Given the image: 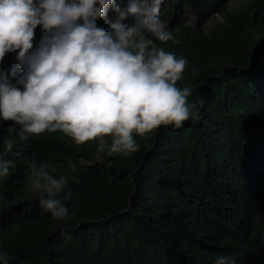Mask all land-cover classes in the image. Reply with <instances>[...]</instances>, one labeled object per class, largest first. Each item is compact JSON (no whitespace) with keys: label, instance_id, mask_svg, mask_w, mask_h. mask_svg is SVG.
Here are the masks:
<instances>
[{"label":"trees","instance_id":"1","mask_svg":"<svg viewBox=\"0 0 264 264\" xmlns=\"http://www.w3.org/2000/svg\"><path fill=\"white\" fill-rule=\"evenodd\" d=\"M230 1L162 0L160 17L180 43H156L187 59L177 84L204 105L180 129L135 136L129 156L59 130L21 139L15 122L0 120V158L12 162L0 178V250L10 264H214L218 255L264 264V0L228 10ZM0 72L13 82L20 74L14 51ZM30 159L72 178L65 203L75 214L62 224L39 204Z\"/></svg>","mask_w":264,"mask_h":264},{"label":"clouds","instance_id":"2","mask_svg":"<svg viewBox=\"0 0 264 264\" xmlns=\"http://www.w3.org/2000/svg\"><path fill=\"white\" fill-rule=\"evenodd\" d=\"M161 3L0 0V60L14 51L21 69L14 82L0 72V120L15 122L21 139L59 130L76 144L95 139L98 151L127 157L140 147L135 136L197 119L204 98L177 84L187 59L156 43H180L160 17ZM37 25L41 35L34 47ZM197 71L191 69L193 77ZM27 163L41 208L60 224L67 221L75 214L65 203L72 178L54 175L50 161ZM11 164L0 158V178ZM0 264H10L6 250H0ZM214 264L236 261L218 255Z\"/></svg>","mask_w":264,"mask_h":264},{"label":"rangeland","instance_id":"3","mask_svg":"<svg viewBox=\"0 0 264 264\" xmlns=\"http://www.w3.org/2000/svg\"><path fill=\"white\" fill-rule=\"evenodd\" d=\"M244 1L245 0H231L230 3L228 4V10L238 9ZM186 17H187L188 24L191 25L193 23V17L191 16V14H188V13H187ZM218 20H219V17L217 15L213 16L212 19L209 21V23L206 26V31L211 29L212 24Z\"/></svg>","mask_w":264,"mask_h":264}]
</instances>
